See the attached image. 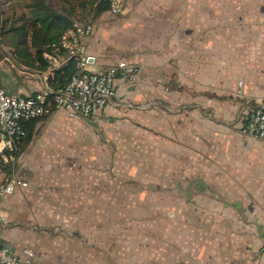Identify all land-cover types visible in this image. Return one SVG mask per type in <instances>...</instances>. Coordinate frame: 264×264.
Masks as SVG:
<instances>
[{
	"label": "crops",
	"instance_id": "0c3cea01",
	"mask_svg": "<svg viewBox=\"0 0 264 264\" xmlns=\"http://www.w3.org/2000/svg\"><path fill=\"white\" fill-rule=\"evenodd\" d=\"M93 20L87 69L126 58L138 72L71 117L96 127L88 166L69 163L86 136L66 139L65 109L34 119L8 163L28 185L4 199L1 242L32 247L33 264H264V139L242 130L264 100V0H127ZM14 55L0 59L8 92L49 84L48 66ZM69 183L86 186L73 206Z\"/></svg>",
	"mask_w": 264,
	"mask_h": 264
},
{
	"label": "built area",
	"instance_id": "2783aa9c",
	"mask_svg": "<svg viewBox=\"0 0 264 264\" xmlns=\"http://www.w3.org/2000/svg\"><path fill=\"white\" fill-rule=\"evenodd\" d=\"M109 11L120 15L125 11L127 0H106ZM93 18L76 19L53 43L54 51H45L49 69L55 72L66 61L65 53L75 61V72L64 85L53 88L46 85L29 94H12L1 83L0 68V232L8 222L4 210V199L28 185V181L7 165L17 157V151L26 137L27 125L31 120L46 117L57 109H65L70 115L92 116L100 113L117 95V78H135L138 65L120 58L100 71L87 69L91 58L87 40L93 34ZM242 130L255 138L264 139V100L255 103L245 116ZM264 254V240L260 248ZM35 250L24 246L16 251L0 240V264H33Z\"/></svg>",
	"mask_w": 264,
	"mask_h": 264
},
{
	"label": "trees",
	"instance_id": "16d2710c",
	"mask_svg": "<svg viewBox=\"0 0 264 264\" xmlns=\"http://www.w3.org/2000/svg\"><path fill=\"white\" fill-rule=\"evenodd\" d=\"M3 1L7 8L0 13L1 36L9 39L14 53L19 57L39 61L45 66L49 62L44 52L55 50L53 43L59 41L63 31L72 25L75 16L86 12L90 18H95L109 9V2L106 0H28L26 4H22V0ZM75 70V61L71 58L49 77V85L53 88L64 85ZM35 122L36 120L27 125L28 133L17 155L32 137Z\"/></svg>",
	"mask_w": 264,
	"mask_h": 264
},
{
	"label": "rangeland",
	"instance_id": "374dc122",
	"mask_svg": "<svg viewBox=\"0 0 264 264\" xmlns=\"http://www.w3.org/2000/svg\"><path fill=\"white\" fill-rule=\"evenodd\" d=\"M27 2H28V0H22V4H26ZM6 8H7V4L3 0H0V13H1V11H5ZM88 17H89L88 14L86 12H84L82 15L75 16L74 20H76V19L87 20ZM0 20H1V14H0ZM14 54L15 53H14V50L12 49V46H11L9 39L6 38L5 36H1V34H0V59L2 58L6 61H9V60H11V57L15 56ZM256 59H260V58H255L254 61ZM259 68L264 70V63L261 64V66H259ZM239 89L236 90V93H240ZM238 90H239V92H238ZM68 115L69 116L66 117V119L62 122V125L60 128V130H63V133L66 136V139L68 138L67 135L74 134L76 129L82 130L86 136V138L82 139V140L70 139L67 150L71 152V155H68L66 153L67 156H72V159H70L69 163L72 165H75L76 162H80V163L84 164L85 166H88L90 164V161H91L89 155L93 151V143L88 141L89 137H87L86 131L89 130V131L93 132V131H95L96 127L91 125L90 123H88L86 119L78 122V121H76V119H71V117H73L72 115H70V114H68ZM148 139L150 141V138H148ZM121 146H123V145H119V146L115 147L113 144V148L116 151L113 154L114 160L119 155L117 153V150ZM6 168L8 170V169H10V166L7 165ZM65 170H67V169H65ZM66 174H68V172ZM72 175H73V173H70L68 176H72ZM113 175H116L117 177L119 176V174H117V172H116V174H114V172H113ZM134 186H136V185H134ZM134 186L129 185L128 189L132 188V187L134 188ZM83 187L85 188L86 186H83V185L79 186L75 183L74 184L69 183L68 185H66V188L68 189V191L65 193V196H66L65 200L69 201L68 204L70 206H73L72 202L82 194V193H79V189H83Z\"/></svg>",
	"mask_w": 264,
	"mask_h": 264
}]
</instances>
